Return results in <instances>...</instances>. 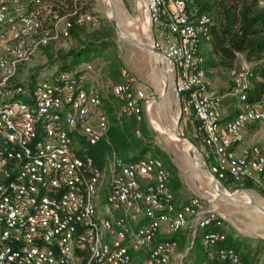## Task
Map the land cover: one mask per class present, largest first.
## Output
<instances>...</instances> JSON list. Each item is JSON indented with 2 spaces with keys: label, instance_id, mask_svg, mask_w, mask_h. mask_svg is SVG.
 <instances>
[{
  "label": "built area",
  "instance_id": "built-area-1",
  "mask_svg": "<svg viewBox=\"0 0 264 264\" xmlns=\"http://www.w3.org/2000/svg\"><path fill=\"white\" fill-rule=\"evenodd\" d=\"M141 3V22L154 34L151 46L172 77L180 111L192 115L211 173L236 184L251 181L264 199V154L244 136L247 125L264 126V97L227 121L221 114L224 96L244 98L251 64L238 53L228 92L210 90L198 48L201 37L209 38L211 18L198 14L191 0ZM257 3L264 7V0ZM46 15L45 6L26 11L19 0H0V264H183L177 241L157 236L189 228L193 239L198 229L221 227L222 216L196 196L177 204L158 157L128 163L112 158L104 168L94 163L79 138L93 145L110 125L94 62L50 73L33 86L19 78L36 50L68 36L66 17L53 14L48 28ZM76 23L97 26L99 19L82 13ZM111 93L120 101L118 117L142 121L144 105H150L142 89L124 76L111 83ZM225 237L208 230L201 244L211 252ZM210 255L219 264H244L231 247Z\"/></svg>",
  "mask_w": 264,
  "mask_h": 264
},
{
  "label": "trees",
  "instance_id": "trees-1",
  "mask_svg": "<svg viewBox=\"0 0 264 264\" xmlns=\"http://www.w3.org/2000/svg\"><path fill=\"white\" fill-rule=\"evenodd\" d=\"M19 1L23 3L26 11L45 6L47 11L44 20L45 27L53 28V14L64 16L71 22L68 36L64 37L70 46L54 54L51 52L50 43L42 47L50 63H58L54 74L59 71L72 70L82 62L96 63L101 58L104 60L103 74L112 83L123 81L121 77L123 66L110 37L113 30L111 23L109 21L101 22L100 16L97 26L76 23V17L82 13H91L97 16L93 10L95 0ZM257 2L258 0H191L190 4L197 9L198 14H206L212 21L209 26V38L201 37L198 48V54L203 58L202 67L206 74L214 68L229 71L233 67L238 53L242 54L244 59L251 64L253 76L250 86L244 91V98L231 95L224 96V98L232 97L239 106L235 114L239 112L240 106L254 104L264 97V7H259ZM37 70L34 69L28 74L29 82H27L30 86L36 83ZM219 92L226 93L228 89ZM105 107L110 123L108 133L93 145H87L79 138V141L86 147V153L93 158L94 163L100 168H104L112 158L118 159L122 163H128L145 156L147 153H152V156L162 160L169 173L168 187L176 202V193L181 188L178 168L164 151L158 149L150 141L136 138V130L141 129L146 133L143 121L138 122L135 118L128 116L118 117L115 106L108 104ZM185 136L194 144L198 143L196 137L188 134ZM224 180L231 181L228 178L222 181ZM241 183L245 188L253 187L251 181L244 180ZM104 196L105 192H103ZM216 229L223 231L222 226L215 227L214 225L197 230L191 247V254L194 255L193 264H219L215 256L210 255L217 247L233 248L244 264H264V238L251 240L235 235L232 231H227L225 240L219 242L211 252L204 248L201 244L203 235L208 230ZM186 230L190 229L186 228L171 235L160 233L156 240L168 237L176 240L178 247L182 248L189 243L187 242Z\"/></svg>",
  "mask_w": 264,
  "mask_h": 264
},
{
  "label": "rangeland",
  "instance_id": "rangeland-1",
  "mask_svg": "<svg viewBox=\"0 0 264 264\" xmlns=\"http://www.w3.org/2000/svg\"><path fill=\"white\" fill-rule=\"evenodd\" d=\"M111 1L115 9L114 17L116 23L123 34L143 44L151 45L154 34L151 29L145 27L141 22V7H136L135 4H125L126 6L123 7L121 3H115L113 0ZM93 10L97 13L98 18L100 16L101 22L109 21L112 9L108 0H95ZM59 26L61 25L58 24L57 29H59ZM110 37L114 42L116 53L123 66L122 73H124V75H121L122 79L124 76L127 79H131L134 88L146 90L147 97L150 98L151 101L153 100L152 106L149 108V113H147V111L142 113L143 127L146 133L138 129L139 135L137 136L136 133L135 135L136 138L150 141L151 144H154L158 149L164 151L169 156L171 162L178 168L181 188L176 193V203H185L190 198L196 196L202 200L203 206L206 209L215 210L222 216L223 232L232 231L235 235L251 240L264 238V212L255 207L249 199L250 196L257 204L264 207V199L259 190L254 186L252 188H245L242 186V183L236 184L229 180H217L218 187L223 192L232 193L241 189L246 191V193L240 191L234 197H223L218 195L214 187L212 176L203 168L194 164L188 154V144L183 140L176 139L177 137L171 131V128L176 126L182 135L185 136L188 134L186 128H181L180 124H175V119L179 115V112L181 113L180 107L176 96L172 94L173 91L169 76L165 73L164 68L161 69L159 67V60L156 54L149 49L125 42L118 36L114 28ZM49 43L51 44L50 49L53 54L70 46L68 40L60 36L50 39ZM57 64L58 63L51 64L49 58L44 54L43 49L39 48L34 52L27 64L22 66V69L19 70V78L29 82L28 74L30 71L38 69L37 81L53 73L57 68ZM95 64L100 70L98 81L102 107L105 110V105L107 106L110 104L113 107L115 106L117 114L119 100H117V98L115 99L111 93V80L102 72L104 60L99 58ZM154 74H156L158 78L156 82L151 80V76ZM209 74L210 75L206 74V78L209 82L210 90L219 91L229 88L231 80L228 71H219V69H217V71H210ZM162 79L166 83V90H168L167 95L165 91L164 96H161L163 84L161 85L160 80ZM166 115H169L170 125L166 122ZM190 118H192L191 114ZM158 125L166 134L156 129ZM194 146L197 150L196 154L207 166H209V162L206 158L207 150H203L199 143L194 144ZM260 146L264 154V145L260 144ZM151 154L152 153H147L146 155ZM107 180L108 172H106L104 176V185L107 184ZM103 192H105L104 189L100 192L101 210L104 203ZM189 231L190 230H186L188 237L187 242L189 243L185 244L182 248L178 247L179 253L185 254L182 260L183 264H193L194 262V255L191 254L193 239L192 235H190L191 231ZM137 260L138 258H135V261ZM178 261L180 260L178 259ZM176 264H178V262H176Z\"/></svg>",
  "mask_w": 264,
  "mask_h": 264
},
{
  "label": "crops",
  "instance_id": "crops-1",
  "mask_svg": "<svg viewBox=\"0 0 264 264\" xmlns=\"http://www.w3.org/2000/svg\"><path fill=\"white\" fill-rule=\"evenodd\" d=\"M113 1L115 3H121L123 5V7H125L126 5H133V4H135L136 7H141V4H142L141 3V0H113ZM159 67H160V62H159ZM160 68L163 69V67H160ZM217 69H219V71L220 70L221 71L223 70V71H226L227 72V70H224V69H221V68H214V69L209 70L208 73H207V75H210L209 74L210 71H215V70L217 71ZM157 79L158 78H157V75L156 74H154V75L151 76V80L153 82H156ZM169 79H170V84H171L172 91H173L172 94L175 95L174 89H173V84H172V77L169 76ZM160 82H161V85L163 84V90H162L161 96L162 95L163 96L165 95V91H166V95H167L168 90H166V83L164 82L163 79L160 80ZM138 89H140V88H138ZM221 90H223V89H221ZM143 91L146 93V90H143ZM152 102H153V100L152 101L150 100V105H149L148 108H145V105H144L143 112L144 111H147V113H149V108L152 106ZM143 104H145V102H143ZM237 108H239V106L233 101V98L232 97H225V98H223V100H222V108H221L222 122L227 121L229 119H232L236 115L235 112H236V109ZM240 108H242V106H240ZM191 120L192 119L190 118V114L189 113L182 114V112L181 113L179 112V115L175 119V124H177V125L180 124L181 125V128H186L188 134H190L193 137H195L194 127L190 123ZM166 122H167V124L170 123L169 115H166ZM189 124H191V125L189 126ZM175 127H172L171 129H173ZM156 129L158 131L166 134V132L163 129H161L159 127V125H158V128H156ZM177 129H178V127H177ZM244 136H245V142H246L247 145H257V146H259L262 149V147L260 146V144L261 145H264V126L261 125V124H255V123L249 124V125H247V127L244 130ZM198 143L200 144V146H201V148L203 150H207V148L199 140H198Z\"/></svg>",
  "mask_w": 264,
  "mask_h": 264
},
{
  "label": "water",
  "instance_id": "water-1",
  "mask_svg": "<svg viewBox=\"0 0 264 264\" xmlns=\"http://www.w3.org/2000/svg\"><path fill=\"white\" fill-rule=\"evenodd\" d=\"M109 1V4L111 6V9H112V14L111 16L109 17V21L112 25V27L114 28V30L116 31V33L118 34V36L123 39L125 42H128L130 44H134V45H137V46H140V47H143V48H146V49H149L150 51L154 52L156 55H160V52L156 49H154L151 45H147V44H143L139 41H137L136 39H133V38H129L127 36H125L123 34V32L119 29L117 23H116V19L114 17V5L112 4V1L111 0H108ZM160 67H162V63H160ZM171 131L173 132V134L179 139V140H183L185 141L187 144H188V154L191 158L192 161L194 160H200L201 161V166L200 168H203L205 171H207L211 176H212V179L213 181L217 182V179L213 176V174L211 173L209 167L205 164L204 161H202V159L196 154V147L194 146L193 142L186 136L182 135L177 127L171 129ZM240 191H243L246 193V191L244 189H241V190H237L235 192H232V193H228V192H223L221 191L219 188H218V191H217V194L220 195V196H223V197H234L237 193H239ZM251 200V203L257 207L258 209H260L262 212H264V207H262L261 205L257 204L255 200H253L252 198H250Z\"/></svg>",
  "mask_w": 264,
  "mask_h": 264
},
{
  "label": "bare ground",
  "instance_id": "bare-ground-1",
  "mask_svg": "<svg viewBox=\"0 0 264 264\" xmlns=\"http://www.w3.org/2000/svg\"><path fill=\"white\" fill-rule=\"evenodd\" d=\"M108 2H109V1H108ZM176 139H178V138H176ZM193 162H194V164H195L196 166H197V165H198L199 167L201 166V161H200V160H197V159H196V160H194ZM214 187H215L216 191H218V188H219V187H218L217 182H215V181H214ZM249 199H250V196H249Z\"/></svg>",
  "mask_w": 264,
  "mask_h": 264
}]
</instances>
